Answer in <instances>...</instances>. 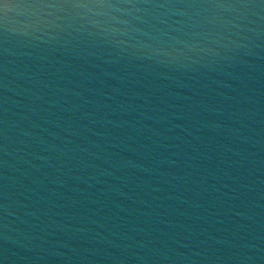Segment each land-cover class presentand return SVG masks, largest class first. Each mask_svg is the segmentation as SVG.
Segmentation results:
<instances>
[{
	"label": "water",
	"instance_id": "obj_1",
	"mask_svg": "<svg viewBox=\"0 0 264 264\" xmlns=\"http://www.w3.org/2000/svg\"><path fill=\"white\" fill-rule=\"evenodd\" d=\"M0 264H264V0H0Z\"/></svg>",
	"mask_w": 264,
	"mask_h": 264
}]
</instances>
